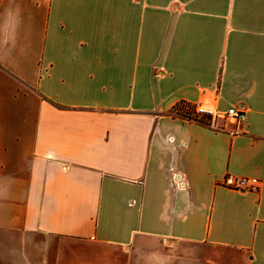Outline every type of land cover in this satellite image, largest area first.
<instances>
[{"label": "crops", "instance_id": "0c3cea01", "mask_svg": "<svg viewBox=\"0 0 264 264\" xmlns=\"http://www.w3.org/2000/svg\"><path fill=\"white\" fill-rule=\"evenodd\" d=\"M0 264H264V0H0Z\"/></svg>", "mask_w": 264, "mask_h": 264}, {"label": "built area", "instance_id": "2783aa9c", "mask_svg": "<svg viewBox=\"0 0 264 264\" xmlns=\"http://www.w3.org/2000/svg\"><path fill=\"white\" fill-rule=\"evenodd\" d=\"M197 110V116L209 118L206 125L212 130H221L217 126V120H229L236 126L235 132L237 133L243 126L245 121V112L241 108L233 107L226 112H219L206 107H199ZM223 185L230 189L241 192H256L261 185V181L254 178H232L227 177Z\"/></svg>", "mask_w": 264, "mask_h": 264}, {"label": "rangeland", "instance_id": "374dc122", "mask_svg": "<svg viewBox=\"0 0 264 264\" xmlns=\"http://www.w3.org/2000/svg\"><path fill=\"white\" fill-rule=\"evenodd\" d=\"M175 113L177 115H183L184 117H189V118H192V119H195L196 118V115L195 114V109L191 106H187V105H184V104H181L178 106L177 110H175Z\"/></svg>", "mask_w": 264, "mask_h": 264}]
</instances>
